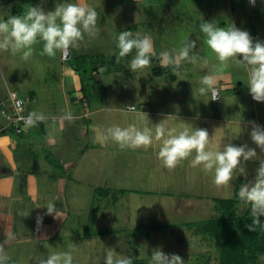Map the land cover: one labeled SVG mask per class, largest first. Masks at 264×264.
<instances>
[{
  "label": "rangeland",
  "instance_id": "rangeland-1",
  "mask_svg": "<svg viewBox=\"0 0 264 264\" xmlns=\"http://www.w3.org/2000/svg\"><path fill=\"white\" fill-rule=\"evenodd\" d=\"M59 2L63 0H0V19L23 15L30 5L53 11ZM64 2L87 6V0ZM100 2L95 8L99 33L95 37L85 34L80 41L85 47H73L76 57L72 60L63 62L59 50L54 57L41 55L43 41L33 46V55L26 61L21 59L22 53L0 52V100L9 90H17L26 99L27 108L47 117L35 126H44V131L33 128L30 132L27 128L17 134L0 114V128L6 129L0 139L8 136L16 142L10 154L14 165L21 162L18 167L22 168L14 173V182L0 180L4 185L0 193V244L7 256L5 264H37L38 258L69 251L73 264H102L108 251L131 257L133 264H151L152 251L157 248L180 255L184 264H219L220 244L205 233L202 223L218 215L214 198H232L242 184L254 181L259 159L244 162V173L234 171L232 181L218 188L213 183L214 172L191 167V158L174 169L165 168L158 159L160 145L155 140L147 150L121 149L99 137L108 127L128 124L148 127L154 134L155 125L162 122L174 133L185 127L207 129V150H222L228 143L246 144L264 159V152L251 140L252 125L248 123L249 119L264 121V102L253 100L245 67L235 60L221 67L200 31L204 21L225 27L232 23L248 31L254 41L264 42V7H250L240 0L238 8L231 5L237 10L233 19L229 0ZM251 16L258 19L244 20ZM245 21L247 27L241 25ZM125 30L132 31L134 37L151 38L155 55L150 67L130 70L135 49L119 63L113 61L118 54V35ZM188 40H196L191 55L198 58L197 62H181L176 81L166 73H157L156 67H162L158 54H175ZM64 65L80 68L83 91L68 92L73 83L71 78L64 82ZM206 74L215 77L214 87L221 92L219 102L211 100V92H199ZM70 94L79 101L85 94L92 113L88 119L71 120L67 126L63 116L71 110L65 104ZM102 100L105 110L95 111ZM130 105L138 109L128 111ZM73 106L84 110L81 105ZM215 108L221 111L222 121H211L210 129L204 120L156 116V112L204 115ZM77 122L81 126L92 122V134L82 135V127L81 131L72 129ZM0 149L4 158L7 147ZM66 160L75 164L65 168ZM6 183L16 190L5 189ZM120 188L127 190L124 196L118 194ZM49 203H54L56 212L48 214ZM258 264H264V255Z\"/></svg>",
  "mask_w": 264,
  "mask_h": 264
},
{
  "label": "clouds",
  "instance_id": "clouds-1",
  "mask_svg": "<svg viewBox=\"0 0 264 264\" xmlns=\"http://www.w3.org/2000/svg\"><path fill=\"white\" fill-rule=\"evenodd\" d=\"M249 3L254 4L255 0H249ZM97 20L98 12L95 8L78 3H65L63 0L56 4L53 11L47 12L41 6L30 5L23 15H8L6 19H0V52L10 50L13 55L22 53L21 59L26 61L33 55V46L43 41V50L40 54L54 57L57 50L64 52L70 47H78L85 34L89 37L98 35ZM200 31L205 37L204 43L215 53L221 67H227L229 60H235L237 64L245 67L248 72L246 85L253 100L264 102V42L254 41L248 31L241 30L232 23L225 27L204 21L200 25ZM116 46L117 63L133 49L136 50L129 64L133 72L150 67L151 58L155 55L154 45L149 36L137 34L134 37L133 32L128 30L120 31ZM195 48L196 40H188L175 54L161 53L162 66H172L175 70L185 60L196 63L198 58L191 55ZM215 82L212 74L204 75L201 78V84L204 86L199 88V92L202 95L211 92V100H217ZM127 108L128 111L135 110V106ZM143 115L147 118V114ZM46 119L43 113L30 112L23 118L25 129L35 127ZM64 119L72 120L71 114H65ZM251 124V140L261 152H264V127L255 122ZM99 138L102 142L113 141L121 149L145 150L151 147L155 140L160 145L158 159L165 168L174 169L191 157V167L200 166L205 172H214L213 183L218 188L232 181L234 171L244 173V162L259 159L254 181L242 184L238 197L250 209L251 223L245 227L252 232L264 228V223L260 219L264 217V159L257 156L254 148H249L246 144L236 146L228 143L222 150H207L209 144L207 129L185 127L174 133L166 130L162 122L155 125L154 134L152 129L148 127L141 129L135 124L124 127L113 125L100 133ZM46 208L48 214L56 212L54 203H49ZM3 253L4 246L0 244V264H5L7 260ZM37 264H73V256L70 251L52 253L46 259L38 258ZM104 264H133V261L129 256H120L115 251H108ZM151 264H184V260L178 254H166L157 248L152 251Z\"/></svg>",
  "mask_w": 264,
  "mask_h": 264
},
{
  "label": "crops",
  "instance_id": "crops-1",
  "mask_svg": "<svg viewBox=\"0 0 264 264\" xmlns=\"http://www.w3.org/2000/svg\"><path fill=\"white\" fill-rule=\"evenodd\" d=\"M239 1L240 0H229V11L231 12V14H232V17H233V19L234 18H236V13L237 12H235V11H237L236 10V8H238V5H239ZM242 1H246L247 3H249V0H242ZM101 2H100V0H87V6H91V7H93V8H98V7H100L99 6V4H100ZM250 4V7H252V6H255V7H257L258 5H260V6H262V8L264 7V0H256V4L254 5V4H252V3H249ZM231 5H236V8L234 7V6H231ZM244 5V4H243ZM264 9V8H263ZM241 11H245L244 9H242ZM262 15L264 16V13H262ZM264 18V17H263ZM207 20H209L210 19V16H208L207 18H206ZM253 19H258V17H252L251 16V18H246V19H244V20H246V21H254ZM244 22V23H242L241 25L242 26H246L247 27V25H248V22ZM236 22V21H235ZM257 25H259V23H257ZM238 27H239V25H237ZM236 26V27H237ZM248 29L250 30V27H248ZM256 35V34H255ZM154 45V44H153ZM78 47H85L84 46V44H82V43H80L79 42V46ZM78 47H74V48H78ZM69 50H70V53H71V60L73 59V58H75L76 56H73L74 54H72L73 52V47H70L69 48ZM154 50H155V46H154ZM164 51H161L158 55H160L161 53H163ZM114 58V62H115V59H116V57H113ZM61 59H62V56H61ZM161 60H162V57L160 58V62H161ZM62 61H63V59H62ZM64 62V61H63ZM187 63H186V65L190 62V61H186ZM65 66V65H64ZM181 67V65L179 66V68ZM79 68V67H78ZM156 68H158L157 69V73H159V74H163V73H166L171 79H173L174 81H176L177 80V78H178V75H177V72H176V69L175 70H173V67L172 66H167V67H165V66H162V67H156ZM179 68H177V69H179ZM80 69V68H79ZM63 72H64V75H63V80H64V82H65V79L66 78H71L72 79V83H73V86L71 85V87L68 89V92L69 93H71V92H73V91H76V92H81V91H83L84 90V84L82 83V79H81V74H80V71H78V70H76L75 68H73V67H71V66H68V67H66L65 66V68H64V70H63ZM68 87H69V84H68ZM216 87V86H215ZM214 87V88H215ZM71 88H73L72 90H71ZM211 98H212V96H211ZM81 99L82 100H80L79 101V99H77V97L76 96H74V95H72V94H70L69 95V98H68V100L66 101V105H67V107H69L71 110H70V114H71V116H72V120H81L82 118L84 119V118H87L88 119V117L90 116V114L92 113V107H90L91 105H90V103H89V101L86 99V96H85V94L81 97ZM86 99V100H85ZM213 102H219V100L218 101H214V100H212ZM69 105V106H68ZM73 105H81V107L84 109L83 111H78L77 110V108L75 107L74 108V106ZM103 105H104V102H103V100H102V103H101V105L100 106H97V107H95V108H98L97 110H95V111H97V112H99V111H103V110H105V107H103ZM130 106H135V105H130ZM129 107V106H128ZM73 108V109H72ZM109 109H113V108H110L109 107ZM138 108L135 106V110H137ZM134 110V111H135ZM155 112V111H154ZM154 112H152V113H154ZM193 113V112H192ZM67 114V113H66ZM177 116L178 118H189V119H196V120H198V121H202V120H204V121H206V122H208L209 123V129H210V127H212L211 126V124H213V123H211V121H213V122H221L222 121V117H221V111H219L218 109H214V110H210V112L209 113H205L204 115H195V114H185V113H173V112H156V116ZM65 116V115H64ZM64 116H63V118H64ZM66 120V119H65ZM251 121L252 120H248V123L250 124V125H252L251 124ZM70 122H72L71 120H66V123H67V126H68V124H72V123H70ZM90 123V124H89ZM88 124L89 125H87V124H84V125H79L78 124V122L76 123V125H74L73 124V127H71L72 129H74L75 131H77V128L81 131V129H82V132L83 133H85V134H82V135H87L88 137L92 134V129H94V128H92V127H95L94 126V124H92V122H89ZM153 123H157V122H155L154 120H153ZM256 124H258V125H261V126H264V121H261V120H258V122L256 123ZM164 126L166 125V124H163ZM82 127V128H81ZM192 127H193V125H192ZM33 128L35 129L36 127H32V128H30V132L33 130ZM81 128V129H80ZM4 127H1L0 128V134H2L3 132H4ZM39 129H41V130H39ZM44 126H42V128H41V126L40 127H38L37 126V128H36V130L37 131H39V132H42V131H44ZM6 130V129H5ZM91 130V131H90ZM214 130V129H213ZM212 130V131H213ZM211 131V132H212ZM15 141L14 140H12L10 137H8V136H6V137H3V138H1L0 139V148H4V147H7V149H5V153L3 152V154H4V158L1 156V153H0V159H1V161H0V180H5V179H8V180H11V182H14L15 180H16V178L17 177H14L13 178V175H14V173L16 172V171H19L20 169H22L21 167H18L19 165H21V162H17V160H16V162H17V164H18V166L16 167L15 165H14V161H15V159H13V157H11V151H13V150H15ZM21 144H23V143H21ZM19 145V143H17V146ZM22 146V145H21ZM23 146H24V144H23ZM0 151L2 152L3 150L2 149H0ZM14 156V155H13ZM191 158V157H190ZM5 159V160H4ZM4 160V161H3ZM66 162V163H65ZM65 162H63V166L65 167V168H67V167H71L72 165H74L75 163H72L70 160L69 161H65ZM65 163V164H64ZM77 163V162H76ZM23 165V164H22ZM24 165L26 166L27 165V163H24ZM60 178V177H59ZM61 180H63V178H60V181ZM3 182V181H2ZM2 182H0V193L1 192H3V189H4V185H3V183ZM9 185V186H8ZM8 185H7V183H6V186H5V189L7 188V189H9V187H10V191H13V190H16V189H14V186H13V184H11L10 185V183H8ZM64 185V184H63ZM107 189H110L109 187H107ZM119 192H118V194H120L121 196H124V193L127 191L126 189H124V188H120V189H117ZM10 191H7L6 190V192L8 193V192H10ZM238 191H239V189H236L235 190V194H234V196L233 197H235V195H237L238 194ZM106 194H108L107 192H106ZM119 197V196H118ZM232 197V198H233ZM218 199H222V198H214V201H215V208L217 209V211H218V215H216V217L217 216H219L220 215V210L218 209V206H217V200ZM224 199H227V198H224ZM117 200H118V198H117ZM241 204H243L242 202H240V203H238L237 204V212H238V210L240 211V210H242V211H247L248 209H249V207H247V208H245V206L242 208V207H240L239 208V205H241ZM240 214V213H239ZM208 220H210V219H207V220H205L203 223H202V228L205 230V233L209 236V237H211V233H210V231H208V229H207V227H208V223H207V221ZM9 222V216H7V219H6V223H8ZM214 240H216V238L214 237ZM217 243V242H216ZM183 258V257H182ZM219 260H220V257H219ZM184 262H185V259H184ZM219 264H221V262H219ZM258 264V263H257Z\"/></svg>",
  "mask_w": 264,
  "mask_h": 264
},
{
  "label": "trees",
  "instance_id": "trees-1",
  "mask_svg": "<svg viewBox=\"0 0 264 264\" xmlns=\"http://www.w3.org/2000/svg\"><path fill=\"white\" fill-rule=\"evenodd\" d=\"M72 67L80 71L78 66ZM240 202L238 194L233 198L218 199L221 213L207 221L208 231L221 247V264H257L260 256L264 255V228L252 232L245 227L251 223L250 209L239 214L237 204ZM260 219L264 223V217Z\"/></svg>",
  "mask_w": 264,
  "mask_h": 264
},
{
  "label": "built area",
  "instance_id": "built-area-1",
  "mask_svg": "<svg viewBox=\"0 0 264 264\" xmlns=\"http://www.w3.org/2000/svg\"><path fill=\"white\" fill-rule=\"evenodd\" d=\"M256 4V0L254 5ZM71 58L70 50L62 52V59L67 61ZM218 94V101L221 99V92L215 87ZM33 112L31 109L27 108L26 99L19 94L17 90H9L7 97L0 100V114L7 120V127L13 128L17 134L25 132V125L23 118Z\"/></svg>",
  "mask_w": 264,
  "mask_h": 264
}]
</instances>
